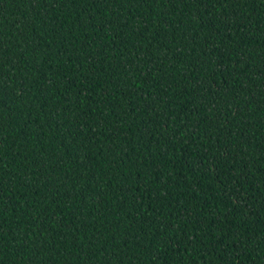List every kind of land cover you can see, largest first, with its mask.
Returning a JSON list of instances; mask_svg holds the SVG:
<instances>
[{
	"label": "trees",
	"instance_id": "1",
	"mask_svg": "<svg viewBox=\"0 0 264 264\" xmlns=\"http://www.w3.org/2000/svg\"><path fill=\"white\" fill-rule=\"evenodd\" d=\"M0 264H264V0H0Z\"/></svg>",
	"mask_w": 264,
	"mask_h": 264
}]
</instances>
